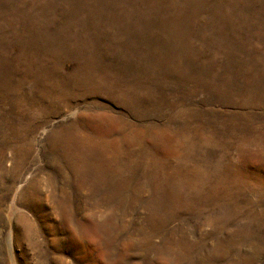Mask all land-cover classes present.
I'll list each match as a JSON object with an SVG mask.
<instances>
[{"label": "rangeland", "instance_id": "1", "mask_svg": "<svg viewBox=\"0 0 264 264\" xmlns=\"http://www.w3.org/2000/svg\"><path fill=\"white\" fill-rule=\"evenodd\" d=\"M0 264H264V0H0Z\"/></svg>", "mask_w": 264, "mask_h": 264}]
</instances>
